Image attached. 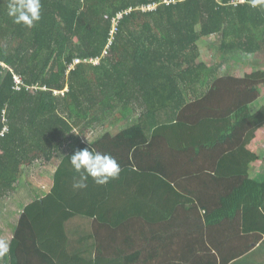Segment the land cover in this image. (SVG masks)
Here are the masks:
<instances>
[{"label":"trees","instance_id":"obj_1","mask_svg":"<svg viewBox=\"0 0 264 264\" xmlns=\"http://www.w3.org/2000/svg\"><path fill=\"white\" fill-rule=\"evenodd\" d=\"M8 2L0 0V203L20 191L38 160L56 168L20 209L0 264H56L61 230L74 215L140 209L145 200L176 213L163 219L206 210L220 254L219 245L264 239L247 221L224 235L213 224L231 209L234 221L256 211L264 222V155L249 147L264 126V106L249 109L264 88V0H41L33 27L15 24ZM239 64L249 70L243 79L233 75ZM88 143L118 161V178L130 177L119 185L89 177L86 188H74L70 157ZM132 157L146 161V172Z\"/></svg>","mask_w":264,"mask_h":264},{"label":"crops","instance_id":"obj_2","mask_svg":"<svg viewBox=\"0 0 264 264\" xmlns=\"http://www.w3.org/2000/svg\"><path fill=\"white\" fill-rule=\"evenodd\" d=\"M242 72L243 70L239 68V70L233 71V75L236 79H243L249 70H246V74L243 76L235 75V73ZM259 91V100L252 103L249 107L252 114L264 106L261 103L263 101L261 96L264 93V88H259ZM109 132L113 135L117 131L110 129ZM249 147L264 155V126L256 131V137L251 140ZM127 156L128 154L122 155L125 160L128 159ZM131 160H133L134 164L132 167L135 170L146 172L147 163L144 159L132 157ZM55 168L56 165L54 168H50L49 174L46 173L49 167L43 168L41 165H36L35 171L39 170L41 173V185H48L51 182ZM256 170L257 168L251 171V179H255L258 176ZM44 175L48 176L47 179H45ZM128 177H130L129 172L125 176L118 178L115 184L119 185L121 181ZM207 192V190L204 191V197H208L210 202L215 199L216 201L213 205H216L218 203L217 195H214L213 192L210 194ZM95 193L93 195V206H95V201H97V204L100 203L98 202L100 196H97L99 191ZM113 196H117L116 193L112 194V199H115ZM252 196H248V199H254ZM240 199L243 201L245 195ZM145 201L148 204L139 207L140 209L118 210L108 207L106 210L101 211L95 207V212L91 216L88 214L74 215L65 223L61 230L59 246L62 248V252H60L59 256H55L53 261L56 264H59L60 261H67L68 264H73V259L77 258V263L79 264H264V239L255 243L254 238H241L235 244L219 245L221 250H223V254H220L216 250L217 246L210 242L207 235L206 210H185L181 211L180 215L182 216L175 220L163 219L162 217L176 215V213H170V211L167 213L154 209L149 204V200ZM213 205L211 209L214 207ZM233 212L234 210L232 209L227 210L223 212L225 219L213 222L214 229L217 232H221L224 235L223 232L226 231H242L243 222L245 223V221H247L245 223L247 226L253 228L251 231H264V222L258 221V212L254 211L253 217L246 215L243 219L240 218L236 221L232 219ZM95 215L106 216L111 221H115L116 224L109 223L107 220L100 221L96 219ZM222 224H224L225 229L221 226ZM166 233L172 235L170 240L172 242L163 245L161 236ZM185 234L187 235L185 236ZM249 247L250 251L241 256L243 254H241L240 249L249 250ZM63 250H67L68 258H60L64 252ZM39 263L44 264L42 260Z\"/></svg>","mask_w":264,"mask_h":264},{"label":"clouds","instance_id":"obj_3","mask_svg":"<svg viewBox=\"0 0 264 264\" xmlns=\"http://www.w3.org/2000/svg\"><path fill=\"white\" fill-rule=\"evenodd\" d=\"M7 15L15 24L33 27L41 19V0H9ZM70 163L79 174L78 178H74L73 184L77 189L86 188L89 177L96 184L105 185L118 178L122 170L113 156L96 151L89 143L71 155Z\"/></svg>","mask_w":264,"mask_h":264},{"label":"rangeland","instance_id":"obj_4","mask_svg":"<svg viewBox=\"0 0 264 264\" xmlns=\"http://www.w3.org/2000/svg\"><path fill=\"white\" fill-rule=\"evenodd\" d=\"M213 40H216V38L214 37V39H213V36H212L208 40H206L205 43H211V42H213ZM201 45H203V44H201ZM207 45H210V44H207ZM206 62L209 65L213 64V62L209 61V60ZM261 62H262L261 65L264 66V60ZM239 67H241L243 72L242 73H235V75H237V76L245 75L247 69L242 67L240 64L232 67V69H233V71L239 70ZM261 97L263 98V101H261V103L264 104V93L262 94ZM112 130L115 131L116 129H112ZM55 162L56 161L51 162L50 167ZM36 163L39 165H43V167H46V164L43 160H38ZM49 171H50V169H48L46 171V173H49ZM51 176H52V174H51ZM44 177H45V179H47L48 176L44 175ZM22 182H23V185L20 187L21 189L16 195H14L12 197H8L7 199H4L0 203V231L5 233L4 239L6 238V242L0 241V246H3V244L8 243L9 239L11 238L12 230L15 227V224H16L17 219H18L19 210L25 204L30 203L34 199L33 190L36 186H40L42 183L41 173L39 172V170H36L34 172L31 171L30 175L25 174Z\"/></svg>","mask_w":264,"mask_h":264},{"label":"built area","instance_id":"obj_5","mask_svg":"<svg viewBox=\"0 0 264 264\" xmlns=\"http://www.w3.org/2000/svg\"><path fill=\"white\" fill-rule=\"evenodd\" d=\"M121 17H122V16H118V18L115 20V21H116V25H117L118 20H119Z\"/></svg>","mask_w":264,"mask_h":264}]
</instances>
